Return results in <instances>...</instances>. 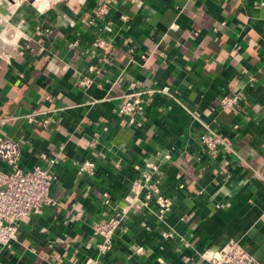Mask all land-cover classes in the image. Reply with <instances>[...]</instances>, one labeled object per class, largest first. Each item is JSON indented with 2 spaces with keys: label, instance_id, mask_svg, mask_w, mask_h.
<instances>
[{
  "label": "crops",
  "instance_id": "obj_1",
  "mask_svg": "<svg viewBox=\"0 0 264 264\" xmlns=\"http://www.w3.org/2000/svg\"><path fill=\"white\" fill-rule=\"evenodd\" d=\"M49 4L15 15L25 37L0 57V135L19 141L24 169L50 165L53 203L19 222L0 264H210L231 239L264 264V0ZM131 84L139 124L119 112ZM202 132L229 144L211 153ZM87 159L95 174L79 171ZM155 159L173 200L164 220L132 190ZM115 215L102 253L94 224Z\"/></svg>",
  "mask_w": 264,
  "mask_h": 264
},
{
  "label": "built area",
  "instance_id": "obj_2",
  "mask_svg": "<svg viewBox=\"0 0 264 264\" xmlns=\"http://www.w3.org/2000/svg\"><path fill=\"white\" fill-rule=\"evenodd\" d=\"M104 5L100 13L107 11ZM22 21L17 23L0 24V57L9 60L13 51L20 49V35L25 37L22 30ZM77 41L72 45H77ZM95 47L108 48L109 41L103 38L96 39ZM93 69L98 70L97 67ZM82 84L90 85L92 80L88 77ZM142 91L131 84L130 90L125 94V100L119 108L123 116L129 118L131 124H139L136 114L144 109ZM47 98L54 101L50 95ZM238 102L237 95H224L220 103L224 108H231ZM30 122L35 120L34 114L28 116ZM7 118L0 119L5 123ZM235 127H238L237 125ZM200 142L211 153L218 151L228 142L216 132H202ZM165 158H169L168 155ZM21 148L18 140L0 135V246L10 248L18 238L19 222L31 215H40L45 208L53 203L51 187L56 175L47 167L36 166L24 169L20 164ZM56 163L55 160L51 164ZM3 166V167H2ZM160 160L148 161L145 168L134 179L132 190L136 199L145 206L155 207L157 216L164 220L172 210L173 200L166 195L161 187L159 173ZM79 171L95 174L96 163L87 159L79 166ZM121 216L103 218L94 224L95 233L101 238L99 249L102 253L109 252L114 243L115 236L122 225ZM210 264H262L251 256L246 246L239 240L231 239L220 249L207 256Z\"/></svg>",
  "mask_w": 264,
  "mask_h": 264
},
{
  "label": "rangeland",
  "instance_id": "obj_3",
  "mask_svg": "<svg viewBox=\"0 0 264 264\" xmlns=\"http://www.w3.org/2000/svg\"><path fill=\"white\" fill-rule=\"evenodd\" d=\"M53 0H0V24L15 23L16 14L21 11L37 13ZM50 5V4H49Z\"/></svg>",
  "mask_w": 264,
  "mask_h": 264
},
{
  "label": "bare ground",
  "instance_id": "obj_4",
  "mask_svg": "<svg viewBox=\"0 0 264 264\" xmlns=\"http://www.w3.org/2000/svg\"><path fill=\"white\" fill-rule=\"evenodd\" d=\"M38 0H36V2H37Z\"/></svg>",
  "mask_w": 264,
  "mask_h": 264
}]
</instances>
